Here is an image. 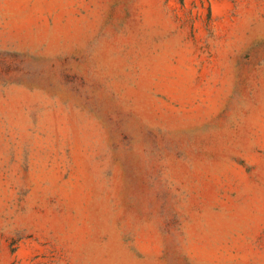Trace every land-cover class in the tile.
<instances>
[{
	"label": "rangeland",
	"instance_id": "rangeland-1",
	"mask_svg": "<svg viewBox=\"0 0 264 264\" xmlns=\"http://www.w3.org/2000/svg\"><path fill=\"white\" fill-rule=\"evenodd\" d=\"M0 264H264V0H0Z\"/></svg>",
	"mask_w": 264,
	"mask_h": 264
}]
</instances>
